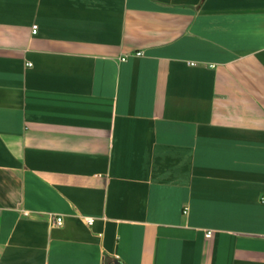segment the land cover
Listing matches in <instances>:
<instances>
[{
  "label": "crops",
  "instance_id": "crops-1",
  "mask_svg": "<svg viewBox=\"0 0 264 264\" xmlns=\"http://www.w3.org/2000/svg\"><path fill=\"white\" fill-rule=\"evenodd\" d=\"M263 197L264 0H0V264H264Z\"/></svg>",
  "mask_w": 264,
  "mask_h": 264
},
{
  "label": "built area",
  "instance_id": "built-area-1",
  "mask_svg": "<svg viewBox=\"0 0 264 264\" xmlns=\"http://www.w3.org/2000/svg\"><path fill=\"white\" fill-rule=\"evenodd\" d=\"M36 32H37V26L35 24H33L31 26V34L34 35ZM134 55L140 56L141 55V52H135ZM124 59H125L124 57L121 58V60H124ZM26 66H31V64L30 63H27ZM262 199H264V197ZM186 212H187V209L185 208L182 213L183 214H186ZM23 214L24 215H28L27 212H24ZM48 218H49V225L50 226H53V227H61L62 224H63V218L60 215L49 214ZM82 220H83V222L86 225H91L93 223V218H90V217H82ZM210 236H211V231H206L205 232V237L208 238Z\"/></svg>",
  "mask_w": 264,
  "mask_h": 264
}]
</instances>
